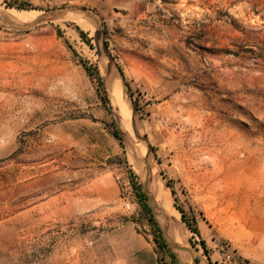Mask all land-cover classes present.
<instances>
[{
	"label": "rangeland",
	"instance_id": "obj_1",
	"mask_svg": "<svg viewBox=\"0 0 264 264\" xmlns=\"http://www.w3.org/2000/svg\"><path fill=\"white\" fill-rule=\"evenodd\" d=\"M117 1L0 0V264H171L130 171L181 264H264V0Z\"/></svg>",
	"mask_w": 264,
	"mask_h": 264
},
{
	"label": "trees",
	"instance_id": "obj_2",
	"mask_svg": "<svg viewBox=\"0 0 264 264\" xmlns=\"http://www.w3.org/2000/svg\"><path fill=\"white\" fill-rule=\"evenodd\" d=\"M18 8H23V6H19ZM77 32L79 34V37L81 38V40L87 44L88 46H90L89 40L86 36V34L77 29ZM81 62V66L83 67L85 73L87 74V76H89L90 78H93L96 80L98 86L100 88H102V81H101V77L99 76L98 72L94 71V73H92V69L87 65V63H85L84 61H80ZM121 76L122 73H121ZM127 88V86H126ZM103 102L104 104H107V98L104 97L103 98ZM106 112L111 115V110L108 106L105 107ZM114 126V138L117 139L118 141L121 140V132L119 130V128L113 123ZM129 177L131 180V184H132V189L134 191V194L136 195L137 201L141 207L142 212L145 214V216L148 218V222L150 223L152 229H153V242L155 244V246L157 247V249H159L160 251L163 252H167L169 260L171 262V264H181L177 257L175 256L174 253H172L170 251V249L168 248L167 242L165 237L163 236L160 227L158 226L157 222L154 219V216L152 214V209L150 208V206L148 205V201H147V196L146 194L142 191V188L140 185L134 183L133 181L135 180L134 174L132 171H130L129 173ZM167 187L171 190V194L174 196V191L172 186L167 183ZM175 203L177 202V199L174 198ZM176 210L180 213V219L181 221L187 226V228L190 230V232H192L195 235H199L198 232V228L197 225L195 223V220L192 219H188L186 216V213L184 212V210L182 208H179L175 205ZM200 245L202 247L203 250H205V244L204 242H200Z\"/></svg>",
	"mask_w": 264,
	"mask_h": 264
},
{
	"label": "bare ground",
	"instance_id": "obj_3",
	"mask_svg": "<svg viewBox=\"0 0 264 264\" xmlns=\"http://www.w3.org/2000/svg\"><path fill=\"white\" fill-rule=\"evenodd\" d=\"M2 10V9H1ZM3 15H5L6 17H8L9 19L13 20V22H25V21H32L35 19V17H37V13L35 11H13V10H10L8 11L7 9L5 10V12L3 13ZM70 18V17H67V19ZM76 24H78L83 30L87 31V32H90V31H93L94 27L92 24H90V22L88 23L87 21L85 22V20L83 21V19H80L78 17H71ZM104 61V60H103ZM106 64V63H105ZM104 64V65H105ZM114 72H112L113 74ZM115 76H113L114 78ZM116 78V77H115ZM113 80V83L116 81V79H112ZM118 107H120L122 109V106L121 104L118 102V100H116L114 102V109L117 110V115L119 113H121L119 115V122H120V125L123 129V132L124 130H126V128H128V120H124V117H125V113L123 110H118ZM114 111V110H113ZM120 111V112H119ZM121 116V117H120ZM130 133V132H129ZM131 147V146H129ZM128 150V149H127ZM130 150V149H129ZM130 154V153H129ZM146 169V168H145ZM146 171V170H145ZM155 172V171H154ZM145 173V172H144ZM141 174V173H140ZM151 174V173H150ZM142 176V175H141ZM151 176V175H150ZM153 176V175H152ZM143 177V176H142ZM153 178V177H151ZM154 178H155V175H154ZM141 180V179H140ZM153 180V179H152ZM145 182V181H144ZM156 182V181H154ZM147 183V182H146ZM159 183V182H158ZM152 185H155L152 183ZM151 185V186H152ZM160 185V184H159ZM156 186V185H155ZM157 187H158V184H157ZM161 187V186H160ZM156 188V187H155ZM159 189V190H158ZM157 191V199L159 200V203L161 204L162 208L166 211L165 214L169 215L170 217H172L174 219L173 223L171 222L170 223V237L172 238L173 243H177L178 245L182 246V247H185V238H184V233H183V229H181V227L176 223L180 217L179 213L177 211H175L174 213L170 210L169 206H168V202H167V199L166 197L161 194L163 192H161L160 188H158ZM148 191V190H147ZM152 191H155V190H152ZM152 193V192H151ZM155 193V192H153ZM166 194V192H165ZM153 195V194H152ZM152 201V200H151ZM150 201V202H151ZM155 201V200H154ZM153 203V202H152ZM158 203V204H159ZM156 204V203H155ZM154 205V204H153ZM157 205V204H156ZM161 209V207H160ZM160 218V217H159ZM162 219V218H161ZM162 221V220H161ZM160 221V222H161ZM170 221V220H169ZM176 221V222H175ZM166 223V222H165ZM182 225V223H181ZM169 227V226H168ZM165 229V227H164ZM185 231V229H184ZM171 240V241H172ZM190 250V249H189ZM193 252V251H192ZM175 253L178 254V256L186 263V264H191V257L188 253H185L183 251H179V250H175ZM194 253V252H193ZM197 254V253H196ZM192 256V255H191ZM178 257V258H179ZM193 258V257H192ZM183 262V263H184Z\"/></svg>",
	"mask_w": 264,
	"mask_h": 264
},
{
	"label": "crops",
	"instance_id": "obj_4",
	"mask_svg": "<svg viewBox=\"0 0 264 264\" xmlns=\"http://www.w3.org/2000/svg\"><path fill=\"white\" fill-rule=\"evenodd\" d=\"M137 0H120L114 2L112 5L118 10H130L136 4Z\"/></svg>",
	"mask_w": 264,
	"mask_h": 264
},
{
	"label": "water",
	"instance_id": "obj_5",
	"mask_svg": "<svg viewBox=\"0 0 264 264\" xmlns=\"http://www.w3.org/2000/svg\"><path fill=\"white\" fill-rule=\"evenodd\" d=\"M99 34L102 36V38L104 39V37H105V33L104 32H96L95 33V36H99Z\"/></svg>",
	"mask_w": 264,
	"mask_h": 264
}]
</instances>
